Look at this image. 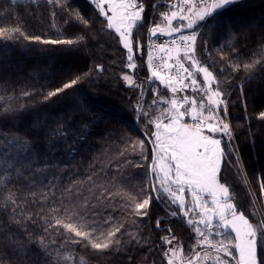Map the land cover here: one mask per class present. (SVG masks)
I'll return each mask as SVG.
<instances>
[{
    "label": "snow or ice",
    "instance_id": "6c2138e0",
    "mask_svg": "<svg viewBox=\"0 0 264 264\" xmlns=\"http://www.w3.org/2000/svg\"><path fill=\"white\" fill-rule=\"evenodd\" d=\"M237 2L238 0H175L162 13L163 26L154 24L148 28V70L158 87H163L170 93L169 98H159L157 87L151 89L153 98L148 103L145 90L137 84L133 75L125 73L122 76L125 85L138 89L139 94L134 104L129 101L132 112L129 116L130 123L126 124L127 130L107 129V138L118 140L122 144H131L133 152L138 144L139 152L137 160H132L129 158L132 153L117 149L123 159L117 162L115 177L109 180V184L114 185L116 178L121 183L130 179L121 170L125 164L129 166V170H143L135 197L123 203L132 210L134 216L142 218L151 219L154 206L165 210V218H155L156 229L161 233H168L160 237L157 255L160 256L161 264H264V216L256 213L246 215L236 203L234 189L228 183L221 182L224 179L222 171H227L230 166H234L241 176L244 175L238 156H234L235 146L228 147L231 139L228 144L223 142L224 137H231L232 134V126L227 120L228 93L221 90L213 71L207 66H201L196 59L197 39L201 30H207L205 36L210 33L213 37L220 34L227 37L242 27L225 18L228 9ZM88 3L96 14L94 23L99 25L95 29L96 34H111L110 30H114L118 35V43L125 52V67L134 72L137 68V54L141 57L144 54V46L139 42L140 29L145 27L143 4L137 0H88ZM43 6L35 5L37 8ZM47 6L54 9L51 12L53 17L60 13L67 17L66 23L82 25V30L91 27L84 18L85 13L75 5V0H47ZM152 7L158 10L156 5ZM134 30L136 37L133 36ZM240 34L246 36L247 33L242 31ZM14 35L19 39L23 33L20 28L0 29V36L6 39H12ZM157 36L172 39L153 44L151 38ZM261 36L264 39V26ZM30 39L45 45L76 43L78 48H87V41L95 40V36L89 32L87 36H79L76 42L68 39H43L41 36ZM255 55L253 53L251 63L240 60L238 54L236 60L239 63L231 61L236 69L242 65L245 72V82L238 85L241 92L244 91L246 82L264 71V52L260 54L259 60L254 58ZM103 72L104 67L101 64L86 73H73L68 82L63 83L45 99L74 89L84 80L96 82ZM198 75L202 77L201 80L197 79ZM189 90L192 92L191 96L187 95ZM197 94L199 100L196 98ZM18 113L19 109H13L12 118H16ZM5 115L0 113V116ZM261 115L264 116V113ZM79 116L82 122L89 121L93 124L104 120V116L94 112L87 102L79 108ZM141 123L145 127L139 134L148 138L150 154L145 150L144 140L133 141L129 134L137 131ZM0 139L6 141L3 149L5 152L10 147L31 150V143L19 137L10 142L8 137L0 136ZM8 158H12L11 153ZM38 170V165L23 171L15 164L6 165L3 173H0L5 177L0 181L4 192H9L8 185L14 183L10 173L23 181L26 172L35 175ZM105 179L108 177L105 176ZM88 180L95 183L91 174ZM260 190L264 194V181L260 182ZM19 198L12 195L2 197L0 264H26V257L31 252L24 250L21 242L16 239L17 231L21 227L24 231L20 235L27 236L23 244L39 245L42 249L39 254L44 256L43 264H68L73 261L71 255H63L65 250L56 241L46 242L43 235L37 239L35 233L29 232L28 225L20 215L24 210L17 203ZM75 199L76 195L73 194V201ZM80 201L73 207H65L64 205L72 201H64L51 220L29 223H39L44 233L50 227L56 231L64 229L71 234L62 238L66 243L87 242L93 249L101 252L113 247L127 246L122 240L125 236L127 242L137 246L148 240L147 232L142 231L136 237L129 234L126 228L122 231L123 224L117 221L114 213L107 207L114 202L111 188L107 185H101V189L93 193L91 199L81 196ZM148 219H142L137 228L148 227ZM173 220L187 225L191 230L192 235L188 242L182 241L172 232L170 225ZM34 264H39V261ZM80 264L87 262L81 259Z\"/></svg>",
    "mask_w": 264,
    "mask_h": 264
},
{
    "label": "trees",
    "instance_id": "16d2710c",
    "mask_svg": "<svg viewBox=\"0 0 264 264\" xmlns=\"http://www.w3.org/2000/svg\"><path fill=\"white\" fill-rule=\"evenodd\" d=\"M173 1L137 0L145 8V27L139 32V42L144 46V54L143 57L137 54V68L132 72L125 67V52L118 43V35L114 30H110L111 34H96L95 29L99 25L94 23L96 14L88 0H75V5L85 13L84 18L91 25L88 30H82V25L66 23L67 17L60 13L53 17L51 12L54 9L47 6V0H0V29L20 28L23 33L19 39L15 35L12 39L0 36V113L6 114L0 116V136L8 137L9 142L19 137L31 143L30 151L10 147L8 152H5L3 149L6 141L0 139V173L10 164H15L20 171L39 166L35 175L26 172L23 181L15 178L14 173H10L14 183L8 185L7 193L0 183V206L3 205V196H19L17 203L24 210L20 215L28 225L29 232L35 233L37 239L43 235L46 242L56 241L65 250V257H73V261L68 264H80L81 259L87 264H142L147 260L161 262L157 253L163 233L156 229L155 218L160 217L164 209L154 206L151 219L141 218L134 216L132 210L123 203L132 200L136 194L139 180L136 177L137 169L126 172L127 165H123L121 170L130 179L121 183L120 179L116 178L114 185L109 184V180L115 177L117 162L123 159L117 149L129 152L132 146L108 139L107 129L127 130L126 124L130 123L129 116L132 112L131 104L135 103L139 94L137 89L125 85L122 81L123 74L145 79V99L148 103L151 102L152 87H147L148 28L157 21L161 8ZM35 5L44 6L37 8ZM153 5H156L158 10H154ZM256 10H260L263 22L260 28L255 30L252 25L260 20L253 19L251 27L245 30L246 36L241 35L242 31L239 30L228 38L223 34L213 37L209 33L205 36L207 30H203V36L207 45V67L213 71L219 84L228 86L227 91L232 92L229 117L235 131L234 156H237L238 152L239 166L243 169L250 188L245 186L234 166L222 171L224 179L221 182L228 183L234 189L236 203L246 215L256 213L264 216V194L260 190V182L264 181V142L260 139L261 134H264V116L261 115L264 113V71L246 82L244 91L241 92L238 85L245 82L243 66L236 69L231 63H239V60H236L237 54L240 60L251 63L253 53L256 54L254 58L259 60L260 54L264 52V39L261 36L264 26V0H239L228 9L225 18L247 19L249 14ZM89 32L95 36V40H88L87 48H78L76 43L45 45L30 39L41 36L43 39H68L76 42L79 36H87ZM136 35L135 31L133 36ZM101 64L104 72L96 82L84 80L74 89L45 99L63 83L68 82L71 74L86 73ZM85 102L94 112L102 114L104 120L94 124L89 121L82 122L79 108ZM13 109H19L16 118H12ZM141 129H144L142 123L137 131L129 134L133 140L144 138L150 154V142L146 136L139 134ZM9 153L12 155L11 159L8 158ZM89 174L95 183L88 180ZM105 176L108 179H105ZM4 178V175H0V181ZM101 185L111 188L114 202L107 205L109 211L114 213L117 221L123 224L132 236L139 237L140 232H147L149 238L145 243L137 246L127 242L125 236L122 240L127 246L113 247L101 252L93 249L87 242L66 243L62 238L71 234L64 229L56 231L50 227L49 231L44 233L39 223H29L51 220L64 201H72L64 206L73 207L75 203L81 202V196L91 199L92 194L101 189ZM73 194L76 195L75 201ZM142 219H148V227L137 228ZM174 224L173 233L188 242L191 231L185 225ZM125 228H122V231ZM23 231V227L17 231L16 239L21 242L24 250L31 252V255L26 257V264H34L36 261L43 264L44 256L39 254L42 249L37 244L24 245L27 236L20 235Z\"/></svg>",
    "mask_w": 264,
    "mask_h": 264
},
{
    "label": "rangeland",
    "instance_id": "374dc122",
    "mask_svg": "<svg viewBox=\"0 0 264 264\" xmlns=\"http://www.w3.org/2000/svg\"><path fill=\"white\" fill-rule=\"evenodd\" d=\"M173 1V0H172ZM259 1H263V0H259ZM174 2V1H173ZM173 2H171V3H173ZM238 2H239V0H238ZM237 2V3H238ZM236 3V4H237ZM234 6V5H233ZM232 7V6H231ZM168 10V5H166V6H164L163 8H161V12L160 13H158V15H157V21L155 22V24H161V26H163V24H162V19H161V17H162V13H164V12H166ZM260 10H256V11H254V12H251L250 14H249V16H248V18L246 19L245 17H243V18H241L240 20H235V19H230L231 21H235L238 25H242L243 27H241L240 29H238L239 31H245L246 30V28H249V27H251V21L253 20V19H256V18H258L260 21L258 22H256V23H254L253 25H252V27H253V29H255V30H257V29H259L260 28V25H261V23L263 22V19H262V17H261V13L259 12ZM261 18V19H260ZM249 20V21H248ZM134 32H135V30H134ZM133 32V33H134ZM141 33H139V35H140ZM204 32H203V30H201V34H200V37H198V39H197V51H196V59L200 62V64H201V66H207V63H208V57H207V54H205L206 53V49H207V45H206V43H205V41H204ZM231 36V35H230ZM226 37V36H225ZM229 36H227V38H228ZM202 38H203V41H202ZM152 39V43L153 44H158V43H163V42H165L166 40H170V39H172V38H166V37H163V36H157V37H154V38H151ZM139 54V53H138ZM147 59V58H146ZM187 66V65H186ZM149 73V72H148ZM129 75H131V74H129ZM133 78L136 80V82H137V84H140L141 85V87L144 89V84H145V82L146 81H144L145 79H143V80H141L140 78L138 79V77L136 76V75H133ZM197 79L198 80H201L202 79V77L201 76H197ZM144 82V83H143ZM146 86V85H145ZM149 86L150 87H152V89H154V88H157L158 87V85H157V82L156 81H153V82H150L149 81V79H148V82H147V87L149 88ZM130 88V87H129ZM220 88H221V90L222 91H226L227 93H228V96H227V100H228V111H227V120H228V122L231 124V126H232V134H231V137H224V139H223V142L225 143V144H228V141H229V139H231V143L230 144H228V147L230 148V146H234V142H235V140H234V136H235V131H234V129H233V125H232V123H231V120H230V117H229V110H230V97H231V95H232V92H228L227 90H228V86H226V85H222V84H220ZM132 89H135L136 90V88H132ZM138 90V89H137ZM158 91L160 92V97L159 98H163V99H167V98H169V96H170V93L166 90V89H164L163 87H158ZM138 92H139V90H138ZM150 95L152 96V92L150 93ZM187 95H189V96H191L192 95V92H191V90H189L188 92H187ZM153 98V97H152ZM198 100H199V94H197V97H196ZM149 103H151V102H149ZM223 114V113H222ZM142 125H143V123H142ZM144 127H145V125H144ZM144 138H140V139H134L133 141H139V140H143ZM260 139L264 142V134H261V136H260ZM145 142V141H144ZM255 147V146H254ZM145 150L148 152V148H147V146H146V142H145ZM227 150V149H226ZM138 152H139V145L137 144V148H136V151L135 152H133V149L131 148L130 149V151H129V153H132V155L129 157L130 159H132V160H137V156H138ZM149 153V152H148ZM237 156H238V152H237ZM138 162V161H137ZM262 167H263V164L261 163L260 164ZM134 170H136L135 168H133ZM242 169V168H241ZM138 170V171H137ZM136 171H137V175L138 176H136L137 178H139V180H138V184H137V187H138V185H139V182H140V177L142 176V172H143V170L142 169H137ZM139 170L141 171V172H139ZM126 172H129V166L127 165V169H126ZM240 178H241V180H243V182L245 183V186L247 185L249 188H250V186H249V183L247 182L248 180H247V178H246V175H245V173H244V175L243 176H240ZM246 189H248L247 187H245ZM134 192V191H133ZM134 197H135V195H134ZM133 197V198H134ZM162 209V208H161ZM163 210V209H162ZM261 215V214H260ZM166 217V212H165V210H163L161 213H160V218H165ZM142 218V217H141ZM173 221H175V220H173ZM174 223H176L177 225L178 224H181V223H178L177 221L176 222H172V224L170 225L171 227H172V232H173V228H174ZM181 225H185V224H181ZM164 225L162 224L161 225V227H163ZM185 226H187V225H185ZM181 228H183L182 226H180ZM124 228H125V226H124ZM188 228V227H187ZM189 229V228H188ZM190 230V229H189ZM191 231V230H190ZM164 235H168V234H166V233H163V236ZM191 235H192V233H191ZM100 239L101 240H103V237H100ZM183 241V240H182ZM184 242H187L186 240H184ZM188 254V251H187V248H185V255H187ZM142 264H153V261L151 262V260H150V262L147 260L145 263H142ZM154 264H161V262L160 263H154Z\"/></svg>",
    "mask_w": 264,
    "mask_h": 264
},
{
    "label": "water",
    "instance_id": "95a60500",
    "mask_svg": "<svg viewBox=\"0 0 264 264\" xmlns=\"http://www.w3.org/2000/svg\"><path fill=\"white\" fill-rule=\"evenodd\" d=\"M174 2H175V0H174ZM174 2H173V3H174ZM169 4H170V3H169ZM169 4H168V5H169ZM148 43H149V36H148ZM148 43H147V46H148ZM146 62H147V59H146ZM147 70H148V66H147ZM148 72H149V70H148ZM149 81H150V82H153V81H154V80H152V78H151L150 72H149ZM149 88H150V87H149Z\"/></svg>",
    "mask_w": 264,
    "mask_h": 264
}]
</instances>
